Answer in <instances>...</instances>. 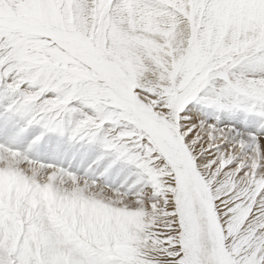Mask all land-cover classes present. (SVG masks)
I'll return each instance as SVG.
<instances>
[{"label":"snow or ice","instance_id":"obj_1","mask_svg":"<svg viewBox=\"0 0 264 264\" xmlns=\"http://www.w3.org/2000/svg\"><path fill=\"white\" fill-rule=\"evenodd\" d=\"M0 264H264V0H0Z\"/></svg>","mask_w":264,"mask_h":264}]
</instances>
